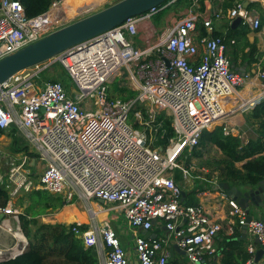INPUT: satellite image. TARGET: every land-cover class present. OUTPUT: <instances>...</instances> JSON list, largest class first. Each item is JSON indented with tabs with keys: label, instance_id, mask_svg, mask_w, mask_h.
<instances>
[{
	"label": "built area",
	"instance_id": "built-area-1",
	"mask_svg": "<svg viewBox=\"0 0 264 264\" xmlns=\"http://www.w3.org/2000/svg\"><path fill=\"white\" fill-rule=\"evenodd\" d=\"M174 1L131 16L57 55L54 59L71 79L69 87L59 80L38 82L35 76L44 62L0 83V129L16 126L30 144L29 150L11 157L8 171L0 172V183L9 191L0 212L19 222L15 201L22 189H44L69 202L80 199L93 220L92 228L80 230L82 222L76 221L71 229L85 245L96 247L103 264H130V258L110 223L96 220L92 201L113 204L134 229H149L153 220H162L175 231L191 264H203L204 256L215 251L218 231L225 227L234 232L233 222L223 226L202 204L183 199L184 187L173 170L179 168L187 178L185 157L200 144L204 130L222 126L225 135L233 133L225 100L250 75L232 66L228 50L236 39L214 32L213 19L221 18L222 10L205 13L199 9L201 0H192L188 11L155 39L137 44L133 37L139 34V25L153 27L152 16ZM244 1L236 0L227 16L231 20L240 16L259 28L260 15ZM66 5L67 0H52L46 11L28 16L20 0H0V58L72 21ZM199 20L206 34H198ZM121 75L120 85L134 90L133 96L111 93V83ZM256 76L264 89V68ZM162 111L171 117L174 135L165 145H153L161 124L157 115ZM30 159L42 166L37 177L29 167ZM210 184L211 191L227 199L239 226L246 227L264 248V218L248 221L245 209L229 197L217 178ZM7 228L16 239L12 245H0V261L29 248L19 224ZM166 243L165 238L135 234L139 264H166ZM249 249L254 251L253 244Z\"/></svg>",
	"mask_w": 264,
	"mask_h": 264
},
{
	"label": "crops",
	"instance_id": "crops-1",
	"mask_svg": "<svg viewBox=\"0 0 264 264\" xmlns=\"http://www.w3.org/2000/svg\"><path fill=\"white\" fill-rule=\"evenodd\" d=\"M103 1L106 0H89L88 2L80 4L77 7V11L75 12L74 16H76V18H79L92 12V9L100 5ZM244 2H247V6L250 9L257 11L260 15L261 23L259 28H253L249 23L244 24L243 21L240 25L233 27L232 23L234 19L231 20L227 16V11L230 7H225L226 0H201V3L199 2V9H201L205 13L216 10H222L223 16L218 19H213L214 32L236 39L235 43L229 45L228 50L232 61V66L241 74L250 75L246 78L245 84L240 87V89L235 94H233L231 97L226 98L225 100V104L228 108V124L233 127L232 135L236 136L237 133H240L241 135L238 137L245 144L249 141L250 138H255L258 134L255 131L258 124L257 121L253 119H248L247 113L264 96L262 81L256 76L257 70L260 68H264V0H245ZM177 3H181L183 5L181 12L176 13L177 15H174V13L167 14L165 17L166 23L159 26L154 24L152 18L150 20V24L153 27L150 28L149 24H147L146 27V23L140 24L139 34L133 37L134 41L138 44V41L142 43V40L144 42L146 38H150L151 40L155 39L158 34L165 27L171 24L179 14L187 12L193 2L192 0L187 2L177 0ZM68 7L69 6L67 2V11ZM202 27L203 23L199 20V35H203ZM231 28L234 30H231ZM138 36L140 40H138ZM247 41L249 43H247ZM249 44H252L253 46V53H250ZM50 61L51 60H48L46 61V63H50ZM250 131L253 132V135H250ZM10 132L11 130H6L5 132L0 134L1 165V161L7 160V162L9 161L10 166L11 157L25 150L22 149L20 151H16L14 149L15 147H13V145L15 143ZM16 136L18 138V134ZM26 145L29 147L28 144ZM34 155V153H31L32 157ZM39 166L41 165H37L35 160L30 159L29 167L34 177H37L40 173V170H38L37 168ZM208 178L209 177L202 175H192V177H190V179H188L187 181L186 188L184 187V200L187 202H195L196 204H202L213 215L214 218L223 223V226H225V224H227L228 222H233L235 229L233 233L228 232L225 227L222 230L218 231L214 238L215 251L212 253H207L204 256L202 262L203 264H250L253 258L255 257L257 250L263 247L261 246L259 241L251 235V233L246 227L239 226L237 222L238 217L235 215H231L229 212L230 205L227 199L221 197L220 194L216 191H211L209 186L211 185L210 182L212 181V178ZM220 180L222 179H219V181ZM228 182L230 184H236L242 187H246L249 185L231 183L230 181ZM20 195L21 193L18 194L16 199L20 198ZM72 201H70L71 203L64 204L61 207H57V209L53 212H43L41 213L42 215L36 214L30 216L39 217L43 221H51L41 223L73 224L74 222L79 220L65 221L61 220V218L62 216H64L63 208L67 205H74V207H76L79 211L86 213L87 220L80 222L88 224L89 226L87 227V229L92 228L91 223L93 220L87 214V208L85 207V205L78 202L81 201L80 199H73ZM29 203L30 200L28 199V197H26L24 199L23 206H26L27 208ZM92 206L93 208H95L94 210L96 212V220L100 223H105L106 221H108L110 225L116 230L118 236L120 237L121 243L125 246L129 253L130 264H139L134 249V236L135 234L146 235L143 232V229H141L140 227L134 229L132 226H128L122 214L119 212V210H117L116 207H114L113 204H108L101 201H92ZM69 215L73 217L78 216V214L74 210H71L69 212ZM253 215L254 217L264 218V207H262L258 211H255ZM18 224L20 225V216L19 222L15 220L12 215L4 216L3 220L0 222V245L8 246L15 243L16 238L13 236L12 232L8 230L7 227H16ZM180 224L183 225V221ZM148 230H150L151 232L149 237L166 239L167 243L165 247L168 251V261L166 264H191L187 254L181 251L183 248L181 250L175 249L174 252L171 253L170 241L171 239L177 238V235L174 230L168 229L162 220L159 219L153 222V226ZM250 244H253L254 246L253 252H251L249 249ZM98 255V264H103L102 255L99 253ZM62 263L65 264V262ZM258 264H264V253L261 259L259 260Z\"/></svg>",
	"mask_w": 264,
	"mask_h": 264
},
{
	"label": "trees",
	"instance_id": "trees-1",
	"mask_svg": "<svg viewBox=\"0 0 264 264\" xmlns=\"http://www.w3.org/2000/svg\"><path fill=\"white\" fill-rule=\"evenodd\" d=\"M25 8L28 16H36L48 9L52 0H20ZM191 1V0H178ZM235 0H226L225 7H231ZM246 23V22H245ZM244 23V24H245ZM247 24V23H246ZM231 30H234L231 28ZM202 34H206V29L202 27ZM217 34V33H215ZM228 37V36H226ZM247 43H249L247 41ZM250 45V53L254 52L252 44ZM51 80H58L52 78ZM66 84L64 81H62ZM67 86V84L65 85ZM69 87V86H67ZM120 92H127V96H133L134 90L125 86H115ZM144 115L147 116L145 109ZM248 119L257 121L258 136L255 139H249L247 143H243L238 136L225 135L222 126H216L213 130H204L200 144L210 142L217 145L225 156V167L220 172V178L225 181L237 184H253L259 181L264 176V96L260 101L253 106L247 113ZM157 121L161 122L157 125V131L153 145H165L169 142L170 137L174 135V130L171 126V117L165 112H160L157 115ZM135 125H142L135 122ZM5 132L0 129V134ZM11 135L14 141L16 151L22 149L28 150L27 145L18 146L16 144L17 127L13 126ZM242 161L240 166L236 163ZM183 176L176 173L177 180ZM27 197L30 200L25 213L20 214L22 228L29 240V248L13 258H7L0 261V264H46L47 258L57 251L63 255L65 264H98V251L94 246H85L83 238H81L71 227L76 225L65 223H40L34 216L30 219L28 215H36L46 212L49 208L61 207L64 204L71 203L64 199L62 195H52L47 190L33 188L27 192ZM9 198V191L4 184L0 183V205H5ZM194 203L195 202H190ZM32 224L36 229L31 231L29 225ZM80 230H86L89 226L86 223L78 225ZM52 241V244L49 241Z\"/></svg>",
	"mask_w": 264,
	"mask_h": 264
},
{
	"label": "water",
	"instance_id": "water-1",
	"mask_svg": "<svg viewBox=\"0 0 264 264\" xmlns=\"http://www.w3.org/2000/svg\"><path fill=\"white\" fill-rule=\"evenodd\" d=\"M169 0H117L99 10L76 18L67 24L49 32L41 38L26 44L18 50L0 58V83L7 80L16 72L32 67L36 64L54 59L69 47L91 39L123 23L127 18L146 12L154 6L167 3ZM247 5V2H244ZM242 18L237 16L233 20V27L240 25ZM230 198L235 200L246 211L247 220H251L255 211L264 207V176L256 183L246 187L230 184L220 180ZM185 191H183L184 199ZM101 202L103 200L101 199ZM5 214L0 212V222ZM156 220H153L155 222ZM143 229L149 236L150 230ZM145 235V236H146ZM179 238L171 239L170 251L181 250ZM186 254L184 249L181 250ZM136 252V251H135ZM264 249H258L250 264H258ZM129 254V253H128Z\"/></svg>",
	"mask_w": 264,
	"mask_h": 264
},
{
	"label": "rangeland",
	"instance_id": "rangeland-1",
	"mask_svg": "<svg viewBox=\"0 0 264 264\" xmlns=\"http://www.w3.org/2000/svg\"><path fill=\"white\" fill-rule=\"evenodd\" d=\"M115 1H117V0L103 1L100 5H98L97 7H94L92 9V12L99 10V9H101V8L107 6V5H109ZM177 7H179V8H177ZM182 7H183V5L181 3L180 4L177 3V0H176V1L172 2L171 4H169L168 6L163 7L159 12L155 13L152 16V21L157 26L165 24L166 23V20H165L166 15L171 14V13H174V15H177L176 13H179L182 11ZM72 16H74V15H69V19L70 18H71V20L76 19V16L75 17H72ZM40 67L42 69L40 70L39 74L35 76V79L38 82H42V81L49 80L52 78H57L61 82L64 81L67 84V86L71 85V79L67 73V70L64 67V65L61 64V62L58 59H53L52 63H46V61H44V63L40 64ZM34 68H35V66H32V67L27 68V70L32 71ZM123 81H124V75H121V76H117L115 78V80L111 83L110 89H111V93L113 95H118L121 97L128 95L127 92H120L115 87L117 85L120 87L124 86V85H120L121 82H123ZM66 84H64V85H66ZM134 120L135 119L132 118V121H134ZM143 128H145V127L143 126ZM10 130H12V128ZM209 130H213V129H209ZM255 131L258 133L257 130H255ZM249 133H250V135H253V132L250 131ZM17 134H18V138H16L17 139L16 144L18 146H23V145L28 144L30 147V144L26 141L21 130L17 129ZM257 136H258V134H257ZM257 136L255 138H257ZM255 138H250V139H255ZM13 147H15V146L13 145ZM224 159H225V156L222 153L221 149L219 147H217V145L212 144L210 142H206L205 144H199L195 147V149L192 151V153L190 155L185 157L184 162H185L186 167L188 168L187 178L182 176V178L179 179L178 181L180 182V184H182L183 187L186 188L187 181H188V179H190V177H192V175H202V176L209 177L208 179L217 178L219 180V179H221L220 178V172L223 170V168L226 165L225 164L226 162ZM1 162H2V165L0 164L1 165L0 172L8 171L9 161L7 162V160H3ZM241 164H242V161L236 163L237 166H240ZM37 168H38V170H41L42 166H39ZM173 171L175 172V174L176 173L180 174L179 168H176ZM32 189L33 188L22 189L20 192L21 193L20 198L16 199V201H15V205L20 210V214L25 213L26 206H23L24 199L27 197V192H29ZM52 195H55V194H52ZM74 201H72V202H74ZM78 202L82 203L83 205H85V207H87L83 201L82 202L78 201ZM56 209L57 208H49L46 210L45 213L53 212ZM83 209H84V206H83ZM28 218L30 219L31 216L28 215ZM35 218L38 221V224H40L41 222H51L48 220L43 221L39 217H35ZM20 225H21V220H20ZM29 228L31 229L32 232H34V230L36 229V226L34 227L32 224H30ZM23 232L25 234L24 229H23ZM49 243L52 244V241L50 240ZM62 262H64L63 255L59 254L57 251H54V254L50 255L47 258V264H63Z\"/></svg>",
	"mask_w": 264,
	"mask_h": 264
},
{
	"label": "bare ground",
	"instance_id": "bare-ground-1",
	"mask_svg": "<svg viewBox=\"0 0 264 264\" xmlns=\"http://www.w3.org/2000/svg\"><path fill=\"white\" fill-rule=\"evenodd\" d=\"M89 0H67L68 2V14L69 15H74L75 12L77 11V7L80 4H83L85 2H88ZM71 210H74L78 216L73 217L69 215V212ZM63 215L61 220H65V221H72V220H79V221H85L87 220V216L86 213H83L82 211H79L76 207H74V205H67L63 208Z\"/></svg>",
	"mask_w": 264,
	"mask_h": 264
}]
</instances>
